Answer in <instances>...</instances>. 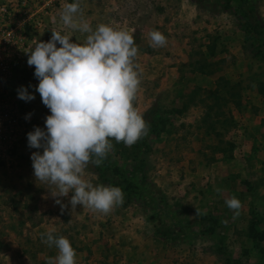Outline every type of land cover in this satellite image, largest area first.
<instances>
[{"label":"rangeland","instance_id":"obj_1","mask_svg":"<svg viewBox=\"0 0 264 264\" xmlns=\"http://www.w3.org/2000/svg\"><path fill=\"white\" fill-rule=\"evenodd\" d=\"M73 2L0 0L24 37L16 53L0 52L7 63L0 83V264H46L57 254L41 240L51 229L69 239L76 264H92L86 248L97 238L95 223L104 228L136 208L170 243L169 255L178 248L180 264H264V0H79L93 29L104 23L133 33L143 69L134 106L140 113L157 107L147 136L131 147L112 141L109 166L97 167L107 182L96 166L86 169L94 184L116 179L131 187L107 215L80 205L72 211V193L59 197L68 204L62 214L49 186L34 177L37 149L27 141L50 110L35 91L39 81L25 51L34 38L49 41L52 29L84 42L87 34L59 19L61 6ZM152 30L166 36L164 47L150 46ZM198 64L209 72H197ZM29 85L35 99L25 102L17 89ZM231 197L242 204L235 219L225 203Z\"/></svg>","mask_w":264,"mask_h":264},{"label":"clouds","instance_id":"obj_2","mask_svg":"<svg viewBox=\"0 0 264 264\" xmlns=\"http://www.w3.org/2000/svg\"><path fill=\"white\" fill-rule=\"evenodd\" d=\"M59 19L65 27L87 35L83 43L71 42L70 36L52 29L49 41L34 38L33 46L25 51L27 64L34 66L39 81L35 91L50 110L45 127L34 126L27 133L28 147L37 149L30 156L34 177L49 186L62 214L70 204L72 211L80 205L107 215L123 204V190L94 184L85 178V172L89 165H102L114 148L113 140L131 147L148 135L150 125L134 106L143 73L136 62L138 48L126 28L100 23L93 29L83 18L79 0L63 4ZM148 35L154 48L167 44L166 36L158 30ZM30 87L20 86L18 98L34 100ZM69 193L68 204L62 203L59 197ZM225 203L233 210L234 219L240 215L238 198ZM54 233L51 229L41 234L43 243L57 249L46 264H76L77 254L69 239Z\"/></svg>","mask_w":264,"mask_h":264},{"label":"crops","instance_id":"obj_3","mask_svg":"<svg viewBox=\"0 0 264 264\" xmlns=\"http://www.w3.org/2000/svg\"><path fill=\"white\" fill-rule=\"evenodd\" d=\"M168 69L172 72V67ZM86 210L89 209L86 208ZM97 214L100 215V213ZM111 219L113 221H110L109 225H104V228L103 224L97 226L95 223L92 229L96 232L93 236L97 238L88 241L86 248L92 264H180L178 248L172 252L174 254L169 255L168 244L170 243L164 242L154 233L152 223L141 215L140 209H131L126 214L120 217H110L109 220ZM108 226L109 229H107ZM105 246L108 249H105ZM181 249L187 251L186 247L182 246ZM189 256L190 260H195L192 258L193 255Z\"/></svg>","mask_w":264,"mask_h":264},{"label":"built area","instance_id":"obj_4","mask_svg":"<svg viewBox=\"0 0 264 264\" xmlns=\"http://www.w3.org/2000/svg\"><path fill=\"white\" fill-rule=\"evenodd\" d=\"M20 25L21 22L13 21L5 6L0 5V52L2 55H12L23 47L24 37L21 35L16 36V31L19 30ZM5 67H7V63L0 62V83L2 84L4 79L2 78L1 68Z\"/></svg>","mask_w":264,"mask_h":264},{"label":"trees","instance_id":"obj_5","mask_svg":"<svg viewBox=\"0 0 264 264\" xmlns=\"http://www.w3.org/2000/svg\"><path fill=\"white\" fill-rule=\"evenodd\" d=\"M146 51L147 52H151V49L150 48H147ZM195 69H196L197 72H200V73H208L209 72V70H207L203 64H198V67H196ZM156 111H157V107H153L152 106V107H150L148 109H145L141 113L143 115V118L145 119L146 122L149 123V125L153 124L152 130H154L153 127H156V124H154V122H155V116L154 115H155ZM209 116L210 115H206V118H208ZM204 120H205V118H204ZM212 126H213V123L208 124V127H206L204 131L205 132H209L210 130H213V127ZM215 132L216 131H213V133H215ZM102 165L105 166V167L106 166L108 167L109 166V163L106 160H104L103 163H102ZM93 170H96V172H98L99 177H100V179H102V181L107 182V179L104 178V176L101 173V171L100 172L98 171V168L97 167L93 168ZM121 183H122V181L115 179V181H112L111 182V185L112 186L121 187L122 190H125L127 188H131V187H129V183H125V185H121Z\"/></svg>","mask_w":264,"mask_h":264}]
</instances>
